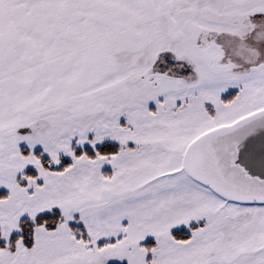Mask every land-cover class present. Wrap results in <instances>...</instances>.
I'll list each match as a JSON object with an SVG mask.
<instances>
[{
	"label": "snow or ice",
	"instance_id": "obj_1",
	"mask_svg": "<svg viewBox=\"0 0 264 264\" xmlns=\"http://www.w3.org/2000/svg\"><path fill=\"white\" fill-rule=\"evenodd\" d=\"M0 264H264V0H0Z\"/></svg>",
	"mask_w": 264,
	"mask_h": 264
}]
</instances>
